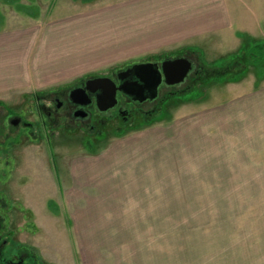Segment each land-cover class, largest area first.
<instances>
[{
	"label": "rangeland",
	"instance_id": "obj_1",
	"mask_svg": "<svg viewBox=\"0 0 264 264\" xmlns=\"http://www.w3.org/2000/svg\"><path fill=\"white\" fill-rule=\"evenodd\" d=\"M124 1L0 0V43L12 32L40 34L75 22L72 35L89 49L72 65L63 58L41 69L29 56L26 69L19 64L17 74H0V115L12 110L35 123L18 130L36 141L15 146L18 179L29 191L23 195L20 187V200L34 208L18 220L19 239L53 264H264V59L241 72L243 67L227 65L245 60L239 59L241 47L264 40V0H225L231 23L226 34L146 51L126 48ZM181 55L212 76L167 98L151 119L137 111L122 126L100 114L92 121L102 132L99 139L75 121L68 122L70 129L55 128L62 119L51 127L44 122L42 130L37 125L32 95L130 63ZM192 123L211 131L218 144L194 138L187 145L178 131ZM139 142L147 148L134 149ZM72 167L100 178H76ZM69 190L76 214L67 203ZM95 192L96 206L106 210L90 212V234L82 236L81 207Z\"/></svg>",
	"mask_w": 264,
	"mask_h": 264
},
{
	"label": "crops",
	"instance_id": "obj_2",
	"mask_svg": "<svg viewBox=\"0 0 264 264\" xmlns=\"http://www.w3.org/2000/svg\"><path fill=\"white\" fill-rule=\"evenodd\" d=\"M120 8L123 11L125 20L123 41L128 50L135 49L146 51L163 49L172 44L186 43L195 38H203L206 35L216 33L226 34V32L228 33L230 30V16L228 5L225 0H128L124 1ZM108 14L109 16H107V18L111 17V11H109ZM72 24H74V26L61 27L58 25L57 27L48 28L43 30V32L40 33L41 35L36 31L35 33L28 32L25 34L22 32H12L4 36L0 43V57L3 59L0 60V74L7 73L12 75L13 69H17V74L19 64L23 65V68L26 69L29 56H33V60H36L35 64L40 62L42 65L41 69H43L44 64L49 63L50 65L52 61L56 59L64 58V61L66 60V65H72L78 62L77 59H81L85 55V51L89 52V49L86 44L81 46L83 40L81 36L72 35V31L77 25L75 22L70 25ZM155 24H157L156 28ZM260 42H264V40L261 39ZM41 71L42 70H39L37 75L41 74ZM32 97H35V95H32ZM222 120L226 122L227 117H223ZM219 125L221 126L220 123ZM196 126L197 125L192 123V125L186 126L184 130L181 129L178 131L182 134L180 135L182 138L186 139L187 136V145L189 143L192 144L194 138L200 139L205 144H207V142L215 146L218 144L217 141H220V139H210L211 131L206 130L204 126H202L204 129H202L199 124L197 127ZM219 133L221 135L219 134L220 137L218 138L224 137L226 144V135H224L223 131H219ZM162 141L163 139L157 143L159 149H162ZM146 148V146L143 147L140 145V142L134 147V149ZM108 149L129 148L112 146ZM84 166L92 167L89 163H85ZM69 172H74L76 178H91L90 181H93L92 178H95L94 174L97 176V179L95 178L97 181L98 178H100L98 177V173L90 172L88 174V172H84V170L78 172V170L73 169V167ZM83 185L90 186L91 184L89 185L87 183ZM98 192L101 193V191ZM96 196L97 194L95 192L94 196H92L93 201H91L90 198L89 202H85L83 208L81 207L83 210V214L80 216L81 221H83V231H80L82 236L90 234L86 232L85 227L89 226L90 216L93 211L95 214V211L104 212L103 210H106L104 206H96L94 202ZM98 199H103L102 203H107L105 198ZM68 202L71 207L70 212L76 214L78 211L77 199L72 196L70 190L67 194V203ZM91 203L93 206H91ZM80 212L82 211L80 210ZM90 212L92 213L90 214ZM96 218H98L97 214ZM103 218L105 219L106 216ZM91 224L92 223H90V225Z\"/></svg>",
	"mask_w": 264,
	"mask_h": 264
},
{
	"label": "flooded vegetation",
	"instance_id": "obj_3",
	"mask_svg": "<svg viewBox=\"0 0 264 264\" xmlns=\"http://www.w3.org/2000/svg\"><path fill=\"white\" fill-rule=\"evenodd\" d=\"M181 56L189 59L187 55ZM150 62L156 63L160 70L161 62L155 60H151ZM130 65L131 63L117 68L107 75L93 76H107L113 81L115 87L120 86L124 81L140 83L139 79L131 72L122 77L121 72ZM206 75L207 72H202L198 66L194 69L191 61V69L182 82L178 84H166L163 76H161L156 88V94L153 97H151L150 90H147L144 85L142 86L141 94H139L141 100L136 99L135 94H126L121 89L116 88V103L104 111H100L97 108L98 90H87L84 98L86 103L84 104L74 102L70 98V90L75 87L84 88L85 79L79 80L77 83L63 89H54L43 95H36L35 98L33 97L35 100H33L32 104L33 108L36 109L38 117L37 125L41 127V130L44 122L51 127L52 125L56 126L60 119H62L61 124L55 128L68 129L71 127L68 122L75 121L76 125H80V128L84 127L86 131L90 132L87 133L93 135L94 139H99L102 137V132H99L92 123L93 117L106 113L110 116L109 119L116 118L122 126H129L133 119V112L137 111H140L142 119H151L155 113L159 112L162 102L172 97L170 95L178 90L181 91L180 93L185 92L191 88V84L196 79L205 80L207 78ZM142 84L145 83H140V85ZM8 111L7 114L0 115V264H53L45 260L33 245L19 239L18 220L20 217H29L33 214L34 208L32 204H30V207L26 204V207L24 201L20 200V187L23 189V195H28L29 191L24 181L20 182L18 179L17 160L20 148L18 146L16 149L15 146L24 142L34 143L36 141L33 139L29 141L28 138L30 137L18 130L21 126H34L35 123L27 120L23 115L16 114L12 110ZM77 111H81L85 115L80 116L79 114H75ZM109 111H113V113H107ZM72 125L74 124L72 123ZM94 139L92 140L94 141ZM19 183H21V186Z\"/></svg>",
	"mask_w": 264,
	"mask_h": 264
},
{
	"label": "water",
	"instance_id": "obj_4",
	"mask_svg": "<svg viewBox=\"0 0 264 264\" xmlns=\"http://www.w3.org/2000/svg\"><path fill=\"white\" fill-rule=\"evenodd\" d=\"M190 69L191 61L182 56L164 59L160 63V70L156 63L150 61L133 63L121 72L122 77L131 72L139 79L140 83L144 82L145 84L140 85L139 82L124 81L120 86L115 87L113 81L107 76H92L85 79L84 88H72L69 96L74 102L84 104L86 103L84 101L86 91L98 90L97 108L100 111H104L116 103V88L121 89L126 94H135V98L141 100L139 94H141L142 86L144 85L147 90H150L151 97H153L156 94V88L161 76H163L166 84H178L184 80ZM75 114L85 115L81 111H77Z\"/></svg>",
	"mask_w": 264,
	"mask_h": 264
},
{
	"label": "trees",
	"instance_id": "obj_5",
	"mask_svg": "<svg viewBox=\"0 0 264 264\" xmlns=\"http://www.w3.org/2000/svg\"><path fill=\"white\" fill-rule=\"evenodd\" d=\"M241 50H242V55L239 59H245V60L242 62L241 60H235L236 58H233L230 63L229 62L227 63V65H229L230 68L243 67L240 70V72H241L242 70H244V68L248 64H253V65L254 64L255 65L260 64L262 62V60L264 59V43L263 42L257 41V42H254L252 44L250 43L247 47H241ZM226 68H227V66L224 69H226ZM226 71H228V70H226ZM206 72H207V75H206L207 77L212 76L210 73H208V71H206ZM240 72H238V73H240ZM215 75H218V74H215ZM180 92L181 91L178 90L170 96H175L178 93L180 95L181 94Z\"/></svg>",
	"mask_w": 264,
	"mask_h": 264
}]
</instances>
